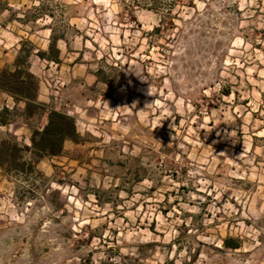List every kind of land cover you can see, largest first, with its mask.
I'll use <instances>...</instances> for the list:
<instances>
[{
  "label": "rangeland",
  "instance_id": "1",
  "mask_svg": "<svg viewBox=\"0 0 264 264\" xmlns=\"http://www.w3.org/2000/svg\"><path fill=\"white\" fill-rule=\"evenodd\" d=\"M29 5L41 106L0 91V141L17 143L0 264H264V0ZM49 109L76 136L32 163Z\"/></svg>",
  "mask_w": 264,
  "mask_h": 264
},
{
  "label": "trees",
  "instance_id": "2",
  "mask_svg": "<svg viewBox=\"0 0 264 264\" xmlns=\"http://www.w3.org/2000/svg\"><path fill=\"white\" fill-rule=\"evenodd\" d=\"M39 55H42L39 53ZM28 54L23 56L21 53L17 55L12 69L3 68L0 70V91L7 93L13 101L12 110L15 109L17 103L22 100L24 102L23 111L27 115L32 114L37 107H40L36 101L38 91V80L29 72L27 63ZM22 66V70L20 69ZM24 75V80L20 79ZM11 110V109H10ZM7 107L0 109L2 113H9ZM8 122L1 119L0 125ZM76 136V128L74 118L65 112L49 109L46 116V123L40 129H33L30 137V161L36 163L45 155H58L62 150V143L66 139L74 140ZM27 149V148H26ZM17 150V143L14 139L8 143L6 140L0 141V167L8 168L12 152ZM28 164H31L28 163Z\"/></svg>",
  "mask_w": 264,
  "mask_h": 264
},
{
  "label": "crops",
  "instance_id": "3",
  "mask_svg": "<svg viewBox=\"0 0 264 264\" xmlns=\"http://www.w3.org/2000/svg\"><path fill=\"white\" fill-rule=\"evenodd\" d=\"M2 7L0 8V70L4 67L11 66L17 55L20 53V42L28 36L32 37V23L42 20V11L31 16L32 8L29 0H0ZM35 9V8H34ZM33 31L34 34L42 36V25ZM27 30V33L25 32ZM47 30V29H45ZM35 35V39L38 36ZM9 36L14 38V43L9 44ZM39 41H42L41 37ZM35 43V41H33ZM48 40H44L43 44L34 45L32 51L46 52ZM32 57V56H31Z\"/></svg>",
  "mask_w": 264,
  "mask_h": 264
}]
</instances>
